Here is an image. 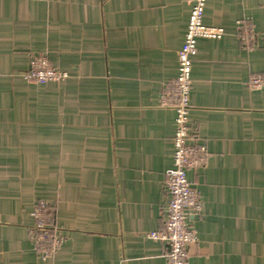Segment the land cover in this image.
<instances>
[{
    "label": "crops",
    "instance_id": "1",
    "mask_svg": "<svg viewBox=\"0 0 264 264\" xmlns=\"http://www.w3.org/2000/svg\"><path fill=\"white\" fill-rule=\"evenodd\" d=\"M191 0H0V264H167L165 172ZM189 118L205 163L190 264H264V0H208ZM46 52L70 77L31 84ZM166 86V89H165ZM49 202L64 249L44 259L30 213Z\"/></svg>",
    "mask_w": 264,
    "mask_h": 264
},
{
    "label": "built area",
    "instance_id": "2",
    "mask_svg": "<svg viewBox=\"0 0 264 264\" xmlns=\"http://www.w3.org/2000/svg\"><path fill=\"white\" fill-rule=\"evenodd\" d=\"M207 1L191 0L185 40L177 54L178 73L168 89L165 86L166 90L161 94V105L172 108L176 113V128L172 138L173 166L165 172L164 228L151 232L149 238L167 242V264H190V246L198 242L191 218L201 212L203 205L200 194L189 180L188 171L205 163L206 151L192 137L189 118L192 68L200 42L224 35L223 29L205 25ZM23 77L31 84H62L70 75L67 71L52 66L47 53L40 52L30 59L28 71ZM250 86L253 90L264 89V74L253 76ZM30 216L34 224L28 232V241L38 255L47 259L64 249L63 238L53 223L49 202L39 200Z\"/></svg>",
    "mask_w": 264,
    "mask_h": 264
}]
</instances>
